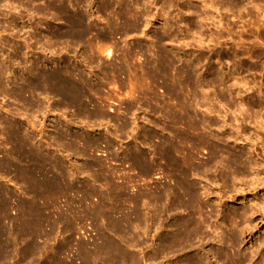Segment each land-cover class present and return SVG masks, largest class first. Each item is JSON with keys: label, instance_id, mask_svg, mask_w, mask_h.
I'll return each instance as SVG.
<instances>
[{"label": "rangeland", "instance_id": "rangeland-1", "mask_svg": "<svg viewBox=\"0 0 264 264\" xmlns=\"http://www.w3.org/2000/svg\"><path fill=\"white\" fill-rule=\"evenodd\" d=\"M263 113L264 0H0V264H264Z\"/></svg>", "mask_w": 264, "mask_h": 264}, {"label": "bare ground", "instance_id": "bare-ground-1", "mask_svg": "<svg viewBox=\"0 0 264 264\" xmlns=\"http://www.w3.org/2000/svg\"><path fill=\"white\" fill-rule=\"evenodd\" d=\"M52 3V2H51ZM32 4V3H31ZM34 4H35V2H34ZM49 4V3H48ZM56 4V3H55ZM30 5V4H29ZM32 6V5H31ZM59 6V5H58ZM57 7V6H56ZM51 8V7H50ZM54 8V7H53ZM59 9V8H58ZM122 12H124V11H122ZM127 12V11H126ZM124 14H125V12H124ZM118 15H119V12H118ZM126 15V14H125ZM128 15V14H127ZM126 15V16H127ZM135 15V14H134ZM128 16H130V15H128ZM120 17V16H119ZM133 17V16H132ZM79 19V18H78ZM82 36V35H81ZM25 47H26V45H25ZM44 48V47H43ZM43 50V49H42ZM41 50V51H42ZM46 50V49H45ZM29 51V50H28ZM109 53V52H108ZM107 53V54H108ZM109 55V54H108ZM47 58V57H46ZM45 61V60H44ZM46 61H48V60H46ZM166 63H167V61H166ZM27 64V63H26ZM169 65L171 64L170 62L168 63ZM30 65V64H29ZM42 65V64H41ZM53 65V64H52ZM167 65V64H166ZM171 66V65H170ZM32 67H33V65H32ZM169 67V66H168ZM167 67V68H168ZM23 68V67H22ZM165 68V67H164ZM45 69V68H44ZM32 70V69H31ZM33 70L35 71V69L33 68ZM29 71V70H28ZM60 71V70H59ZM58 71V72H59ZM62 71V70H61ZM33 72V71H32ZM36 73H37V76H36V79L35 80H38L37 78H39V77H42V78H44L45 77V79L47 80V82L48 83H50V84H52V87H53V89L55 88V86L57 87V89L59 88L60 90H58L59 91V93L62 91V89L64 88V80H58V84H57V80L56 79H52L53 77L51 76V75H49L48 73L46 74L45 73V71H44V73L43 72H41V73H39V72H37V69H36V71H35ZM34 72V73H35ZM66 72H67V70H66ZM30 73V72H29ZM62 74V73H61ZM60 74V75H61ZM66 74V73H65ZM145 74V73H144ZM149 73H146L145 75H148ZM172 74V73H171ZM43 75H44V77H43ZM58 75V74H57ZM64 75V74H63ZM174 75V74H173ZM172 75V76H173ZM70 76V75H69ZM153 76H154V78H156L157 77V75L155 74V73H153ZM163 78L162 79H164L165 81L169 78L168 77V73L167 72H164V74H163ZM169 76H171V75H169ZM56 77H58V76H56ZM148 77H149V75H148ZM185 77H187V76H185ZM55 78V77H54ZM174 78H176V77H174ZM173 77L171 78H169V82L173 85V83L175 82V79H174ZM23 79V78H22ZM59 79V78H58ZM68 79V78H67ZM69 79H70V77H69ZM68 79V80H69ZM149 79V78H148ZM171 79H174V82H173V80H171ZM184 79V78H183ZM191 80V78H185L184 79V81L183 82H177L176 84L178 85V86H180V84L181 83H186L187 84V87H191L190 85L193 83L192 81H190ZM71 80H74V79H71ZM76 81V80H75ZM14 82H16V81H14ZM27 82V81H26ZM67 82V81H66ZM169 82H167V84L169 83ZM196 82V81H195ZM19 83V82H18ZM24 83V82H23ZM31 83V82H30ZM70 83V82H69ZM69 83H67V84H69ZM16 84V83H15ZM28 84V87H29V83H27ZM32 84L35 86V84H37V81H32ZM40 84V83H39ZM46 84V83H45ZM45 84H43V85H45ZM169 85V84H168ZM193 85V84H192ZM197 85V84H196ZM25 86V85H24ZM38 86V85H37ZM40 86H42V85H40ZM173 86H175V85H173ZM21 87H22V85H21ZM33 87V86H32ZM51 87V86H50ZM41 88V87H40ZM46 88H48V87H46ZM74 88H75V86H74ZM77 88V87H76ZM19 89V88H18ZM22 89H24V88H22ZM21 89V91H23ZM20 90V89H19ZM28 90V89H27ZM55 90V89H54ZM65 90V89H64ZM66 91H67V89H66ZM65 91V93H68V91L70 92V90H68L67 92ZM62 92H64V91H62ZM71 93V92H70ZM180 93V92H179ZM62 95V94H61ZM16 96V95H15ZM67 96V95H66ZM18 97V96H17ZM76 97V96H75ZM21 98V97H20ZM74 98V97H73ZM22 99V98H21ZM77 99V98H76ZM38 107V106H37ZM262 108H263V106H262ZM41 112V111H40ZM264 114V113H263ZM259 120V119H258ZM261 121H262V119H261ZM260 121V122H261ZM257 122V121H256ZM262 122H264V121H262ZM256 125H257V123H256ZM263 125V124H262ZM262 125H260L259 126V128L260 127H262ZM34 126V125H33ZM3 127V126H2ZM256 127H258V126H256ZM263 127H264V125H263ZM259 128H257L258 129V133H256V139L254 140V142H255V144H254V147L256 146L257 148H263V143H264V139H263V136H264V132L262 131L264 128H261V129H259ZM260 130V131H259ZM257 131V130H256ZM9 132H11V131H9ZM18 133V132H17ZM7 134V133H6ZM15 134V133H14ZM253 135H254V133H253ZM16 137V136H15ZM20 137H21V135H20ZM25 138V137H24ZM33 138V137H32ZM22 139V138H21ZM21 139H19V141L21 140ZM183 139H185V138H183ZM181 140V138L179 139V141ZM186 140V139H185ZM18 141V140H17ZM22 141V140H21ZM184 141V140H183ZM22 142H24V141H22ZM177 142H178V140H177ZM253 143V142H252ZM169 144V143H168ZM183 144H185V143H183ZM172 146H173V144H171ZM176 146V145H175ZM259 146V147H258ZM255 147V148H256ZM165 148V147H164ZM176 148V147H175ZM168 149H170V148H168ZM165 150H167L166 148H165ZM175 150H177V149H175ZM259 150H261V149H259ZM256 151V150H255ZM172 152V151H171ZM173 152H175V151H173ZM257 152V151H256ZM260 152H262V151H260ZM168 153V152H167ZM187 153H189V152H187ZM186 153V154H187ZM169 154V153H168ZM171 154V153H170ZM179 154V153H178ZM185 154V155H186ZM259 154V153H258ZM263 154V153H262ZM261 154V155H262ZM182 155V154H181ZM184 155V156H185ZM171 156V155H170ZM187 156V155H186ZM178 157V156H177ZM189 159V158H188ZM257 163V162H256ZM259 163V162H258ZM257 163V164H258ZM256 164V165H257ZM255 165V166H256ZM261 163L259 164V165H257V168H255V170H256V172H255V178H254V181L253 182H255V186H256V188L257 189H259V188H262L263 186H264V166L263 165H261ZM178 167H180V166H178ZM38 169V168H37ZM40 169V168H39ZM31 170V169H30ZM33 172V171H32ZM31 173V172H30ZM29 173V174H30ZM35 173V172H34ZM35 175V174H34ZM253 180V179H252ZM55 182V181H54ZM57 183V182H56ZM35 184V183H34ZM58 184V183H57ZM37 185V184H36ZM52 186V185H51ZM41 187V186H40ZM54 190H55V188H54ZM190 191V190H189ZM190 204H192V202H190ZM258 209V208H257ZM260 209H261V207H260ZM260 209H258V210H260ZM261 211V210H260ZM259 211V212H260ZM262 215H263V213H262ZM190 216H192V215H190ZM261 216V215H260ZM191 218V217H190ZM193 218V217H192ZM191 218V219H192ZM186 219H188V218H186ZM186 221V220H185ZM190 220H188V222H189ZM194 221V220H193ZM188 222L186 223L185 222V224H187V225H189L188 224ZM191 222V221H190ZM192 223V222H191ZM191 223H190V225H191ZM195 223V222H194ZM185 224H184V226H185ZM187 225L185 226V228H186V230H187ZM193 225V224H192ZM195 226V225H194ZM194 226H192V227H194ZM189 227V226H188ZM197 227H199V225L197 226ZM181 228L183 229L184 227L181 225ZM190 228H191V226H190ZM182 229L180 230V232L182 233ZM196 230V229H195ZM185 231V230H184ZM188 232H189V228H188V230H187ZM186 232V231H185ZM184 233V232H183ZM186 234V233H185ZM189 234V233H188ZM180 235H182V234H180ZM190 235V234H189ZM193 235V234H192ZM195 235V234H194ZM178 236V235H177ZM187 236V235H186ZM176 237V236H175ZM184 238V237H183ZM189 238V237H188ZM187 239V238H186ZM186 239H184V241L186 240ZM173 241H174V239H173ZM176 241V240H175ZM175 244V243H174ZM179 244V243H178ZM223 256V255H222ZM230 258V257H229ZM234 258V257H233ZM236 258V257H235ZM238 259V258H237ZM230 260V259H229ZM241 260V259H240ZM239 260V261H240ZM245 260V259H244ZM236 261V260H235ZM235 261H233V262H231V261H229V263L230 264H241V263H239V262H235ZM228 263V264H229ZM243 264H244V262H243Z\"/></svg>", "mask_w": 264, "mask_h": 264}]
</instances>
